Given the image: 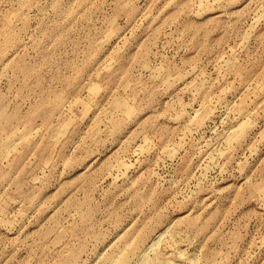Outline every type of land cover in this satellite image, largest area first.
<instances>
[{"label": "rangeland", "instance_id": "obj_1", "mask_svg": "<svg viewBox=\"0 0 264 264\" xmlns=\"http://www.w3.org/2000/svg\"><path fill=\"white\" fill-rule=\"evenodd\" d=\"M0 264H264V0H0Z\"/></svg>", "mask_w": 264, "mask_h": 264}, {"label": "bare ground", "instance_id": "obj_2", "mask_svg": "<svg viewBox=\"0 0 264 264\" xmlns=\"http://www.w3.org/2000/svg\"><path fill=\"white\" fill-rule=\"evenodd\" d=\"M68 125H69V121L66 120V121L63 123V127H61V129L59 130L60 132H59V136H58V137H61V136L65 133V131H66Z\"/></svg>", "mask_w": 264, "mask_h": 264}]
</instances>
